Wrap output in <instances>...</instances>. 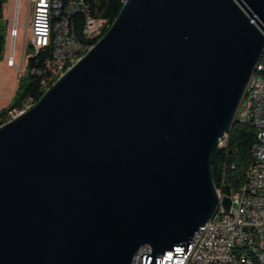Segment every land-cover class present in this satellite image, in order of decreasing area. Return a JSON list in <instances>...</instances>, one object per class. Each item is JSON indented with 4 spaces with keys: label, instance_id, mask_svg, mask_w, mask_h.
Returning <instances> with one entry per match:
<instances>
[{
    "label": "water",
    "instance_id": "water-1",
    "mask_svg": "<svg viewBox=\"0 0 264 264\" xmlns=\"http://www.w3.org/2000/svg\"><path fill=\"white\" fill-rule=\"evenodd\" d=\"M264 50V0H125L0 124V264H161L219 206L211 160Z\"/></svg>",
    "mask_w": 264,
    "mask_h": 264
},
{
    "label": "built area",
    "instance_id": "built-area-1",
    "mask_svg": "<svg viewBox=\"0 0 264 264\" xmlns=\"http://www.w3.org/2000/svg\"><path fill=\"white\" fill-rule=\"evenodd\" d=\"M29 1L32 4L27 5L25 24L29 53H24V45L19 62H15L13 44L19 27L15 18L9 32L6 29L5 43L8 37L12 43L6 63L39 80L48 76L51 66L60 65L64 54L70 52L71 29H80L82 42L88 45L91 40L85 38V30H102V23L96 22L86 0ZM75 17H83V25H75ZM60 44H68V52H60ZM256 67L264 64L259 61ZM235 120L256 129L252 162L245 168L241 185L233 192L230 190L228 210L219 206L212 219L195 231L187 254L173 257L174 251L166 250L163 255H155L162 259L161 264H264V76H258V86H250L249 78ZM228 134L218 139L217 147L226 145ZM217 192L219 198L224 195L223 188ZM150 250L149 245L140 246L131 264H143L140 256Z\"/></svg>",
    "mask_w": 264,
    "mask_h": 264
},
{
    "label": "trees",
    "instance_id": "trees-1",
    "mask_svg": "<svg viewBox=\"0 0 264 264\" xmlns=\"http://www.w3.org/2000/svg\"><path fill=\"white\" fill-rule=\"evenodd\" d=\"M5 0H0V19L3 17V5ZM68 2L70 0H61ZM92 14L96 18L105 21V29L97 37L88 42L89 46L95 44L107 31L111 23L117 17L124 0H86ZM82 17H75V25H82ZM6 24H0V55L5 46ZM76 38L81 39L80 29H74ZM24 53H29V45L26 44ZM264 64V50L260 58ZM264 74V72L262 73ZM45 79V87L40 84ZM56 80L53 70L48 76L35 78L33 75L24 74L18 80L13 101L0 109V124L9 120L8 112L20 108L22 102L30 98L34 104L42 95L43 91ZM8 117V118H7ZM256 142V129L247 122L233 121L228 134L226 145L222 148L216 147L211 160V170L214 185L217 189L229 186L230 190H236L243 181L245 168L252 162V148Z\"/></svg>",
    "mask_w": 264,
    "mask_h": 264
},
{
    "label": "rangeland",
    "instance_id": "rangeland-1",
    "mask_svg": "<svg viewBox=\"0 0 264 264\" xmlns=\"http://www.w3.org/2000/svg\"><path fill=\"white\" fill-rule=\"evenodd\" d=\"M28 3L31 6L32 2H28V0H5L3 17L0 19V24H6L8 32L13 26L15 18L19 24L18 35L15 37L13 44L15 62L17 63L20 60V54L24 49V45L28 44V30L25 27ZM11 44V39L8 37L3 52L0 55V109L13 101L18 80L23 75L21 70L8 66L6 63V58L11 50Z\"/></svg>",
    "mask_w": 264,
    "mask_h": 264
},
{
    "label": "bare ground",
    "instance_id": "bare-ground-1",
    "mask_svg": "<svg viewBox=\"0 0 264 264\" xmlns=\"http://www.w3.org/2000/svg\"><path fill=\"white\" fill-rule=\"evenodd\" d=\"M96 22L102 23V30H97V28H88V30H85V38H87V40L94 39L99 34H101L102 31L105 29V24H106L105 21L96 18ZM81 23L83 25V17ZM28 45H29V38H28ZM71 46L72 47H70V52L64 54L63 59H61L60 65L51 66L50 70H53V74L56 76V79L61 74H63L64 71H66L82 54H84L91 47L89 46V44L85 45L84 42L79 41L76 38L74 29H71ZM60 52H68V44H60ZM263 72H264V67L255 68L252 75H257V76L250 77V86H258V76H264V74H262ZM40 84L45 87L46 86L45 79H41ZM32 105L33 103L30 100V98H27L22 102L20 108H16L8 112L9 119L15 117L21 112L26 111Z\"/></svg>",
    "mask_w": 264,
    "mask_h": 264
}]
</instances>
